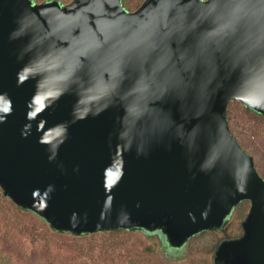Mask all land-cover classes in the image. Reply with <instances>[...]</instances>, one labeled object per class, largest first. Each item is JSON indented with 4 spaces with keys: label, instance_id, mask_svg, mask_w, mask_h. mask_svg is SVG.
I'll use <instances>...</instances> for the list:
<instances>
[{
    "label": "water",
    "instance_id": "water-1",
    "mask_svg": "<svg viewBox=\"0 0 264 264\" xmlns=\"http://www.w3.org/2000/svg\"><path fill=\"white\" fill-rule=\"evenodd\" d=\"M264 117V0H0V189L58 234L219 232L264 264V178L230 129Z\"/></svg>",
    "mask_w": 264,
    "mask_h": 264
},
{
    "label": "rangeland",
    "instance_id": "rangeland-1",
    "mask_svg": "<svg viewBox=\"0 0 264 264\" xmlns=\"http://www.w3.org/2000/svg\"><path fill=\"white\" fill-rule=\"evenodd\" d=\"M58 1L64 5L72 2ZM144 1L123 0V4L128 11H135ZM228 120L231 132L253 156L264 178V117L233 101ZM249 209L250 203L243 202L224 231L204 232L184 249L173 250L158 233L116 231L83 237L58 234L37 215L5 198L0 189V264H214L219 243L243 235L241 223Z\"/></svg>",
    "mask_w": 264,
    "mask_h": 264
},
{
    "label": "flooded vegetation",
    "instance_id": "flooded-vegetation-1",
    "mask_svg": "<svg viewBox=\"0 0 264 264\" xmlns=\"http://www.w3.org/2000/svg\"><path fill=\"white\" fill-rule=\"evenodd\" d=\"M241 204H242V203H241ZM241 204H240V205H241ZM240 205H239V206H240ZM239 206H238V207H239ZM238 207H237V208H238ZM237 208H236V209H237ZM236 209H235V210H236ZM235 210H234V212H235ZM234 212H233V213H234ZM230 220H231V218H230ZM226 228H227V227H226ZM226 228H224L222 231H224ZM173 250H174V249H173Z\"/></svg>",
    "mask_w": 264,
    "mask_h": 264
},
{
    "label": "trees",
    "instance_id": "trees-1",
    "mask_svg": "<svg viewBox=\"0 0 264 264\" xmlns=\"http://www.w3.org/2000/svg\"><path fill=\"white\" fill-rule=\"evenodd\" d=\"M32 213V212H31ZM34 214V213H33ZM38 217V216H37ZM42 221H44V220H42ZM45 222V221H44ZM126 232H129V231H126ZM158 234H160V233H158ZM71 235V234H70ZM161 235V234H160ZM162 236V235H161ZM163 237V236H162ZM164 238V237H163Z\"/></svg>",
    "mask_w": 264,
    "mask_h": 264
}]
</instances>
